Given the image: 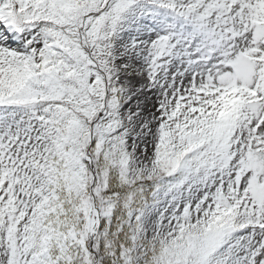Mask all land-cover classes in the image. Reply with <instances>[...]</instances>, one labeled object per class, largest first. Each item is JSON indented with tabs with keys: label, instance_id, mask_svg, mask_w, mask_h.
Instances as JSON below:
<instances>
[{
	"label": "snow or ice",
	"instance_id": "1",
	"mask_svg": "<svg viewBox=\"0 0 264 264\" xmlns=\"http://www.w3.org/2000/svg\"><path fill=\"white\" fill-rule=\"evenodd\" d=\"M0 264H264V0H0Z\"/></svg>",
	"mask_w": 264,
	"mask_h": 264
}]
</instances>
